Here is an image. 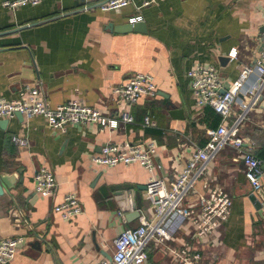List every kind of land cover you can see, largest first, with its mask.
I'll return each instance as SVG.
<instances>
[{"label":"crops","instance_id":"1","mask_svg":"<svg viewBox=\"0 0 264 264\" xmlns=\"http://www.w3.org/2000/svg\"><path fill=\"white\" fill-rule=\"evenodd\" d=\"M6 1L0 0V98L20 99L31 86L52 108L75 100L111 117L127 111L135 121L118 129L74 126L64 134L42 117L14 116L5 127L0 124V181L9 183L2 182L0 240L26 239L10 264L110 260L114 241L124 230L154 219V207L145 199L149 181L160 177L170 185L221 124V115L196 104L188 71L198 64L215 66L229 89L244 69L253 68L264 36V0H163L141 11L137 0L107 12L94 8L102 0H43L15 10L5 7ZM136 16H142L147 33L110 28ZM221 56H230L226 66L220 64ZM141 73L154 77L157 95L130 107L113 91ZM256 79L251 75L250 84ZM249 102L248 96L240 97L228 123L245 113L243 149L259 158L264 169V110L249 107ZM170 103L185 111L184 120L170 115ZM148 116L155 127L144 125ZM15 137L26 144L15 143ZM125 141L155 145L154 174L138 165L94 163L105 145ZM41 167L51 170L59 183L48 198L35 192L33 178ZM261 187L258 199L251 200L256 192L245 177L243 154L224 148L195 183L187 204L198 211L202 196L222 188L234 201L229 220L204 239L196 236L190 220H174L171 246L199 252L201 264H264V180ZM69 193L78 196L84 211L67 221L54 208ZM147 251L146 264H178L156 241Z\"/></svg>","mask_w":264,"mask_h":264},{"label":"built area","instance_id":"2","mask_svg":"<svg viewBox=\"0 0 264 264\" xmlns=\"http://www.w3.org/2000/svg\"><path fill=\"white\" fill-rule=\"evenodd\" d=\"M43 0H8L5 7L15 10L23 5L37 6ZM137 0H102L94 4V8L107 11H120ZM137 10L151 7L163 0H141ZM93 8V6H91ZM86 7L85 9H91ZM142 21V16L129 19L134 24ZM264 44V36L262 37ZM234 56V55H232ZM236 57V54H235ZM256 75V83L250 84L251 75ZM196 104L201 107H211L221 115L220 126L211 132L210 141L204 148L192 153L187 165L177 179L167 185L160 177L152 178L147 184L145 199L154 207V219L143 221L135 229L124 230L114 241V254L110 260L98 264H146L149 255L150 243L156 241L171 252L178 264H201L202 254L192 253L185 248L171 246L173 234L170 224L174 220H190L195 227L196 236L204 239L210 235L221 223L229 220L233 208L232 196L222 188H216L202 196L199 200V210L195 211L187 204L189 194L194 190L195 183L201 180L208 164L217 159L219 153L226 147H233L243 154L245 177L253 191L261 189L264 180L262 161L252 153L243 149L244 140L241 136V127L246 119L245 113L236 116L232 123L228 120L233 116L235 106L240 101V94L251 100L261 94L264 86V50L260 53L253 68L244 69L236 83L229 89L224 84L215 66H193L187 74ZM224 92V93H223ZM117 98L128 106L137 104L143 98H154L157 95V86L151 74H136L121 86L114 89ZM248 104L249 107H252ZM17 112L30 120L35 117L44 118L51 128L64 134L70 127L97 125L101 128L118 129L120 124H133L134 117L127 111L119 116H107L97 108L88 106L80 101H70L52 108L47 102L40 99L37 89L27 86L25 95L17 100L0 98V120L10 119ZM145 126L155 127L156 123L148 116ZM15 143L25 145L26 141L13 138ZM157 148L154 144L136 145L128 141L105 145L101 152L93 157L94 163L104 167L118 165H138L154 174L158 165L156 162ZM35 192L44 197H51L58 188L55 174L44 167L34 174ZM54 211L63 220H72L83 214V205L78 196L69 193L64 200L55 206ZM122 216V214H120ZM26 239L23 236L0 240V264H10L17 256Z\"/></svg>","mask_w":264,"mask_h":264},{"label":"water","instance_id":"3","mask_svg":"<svg viewBox=\"0 0 264 264\" xmlns=\"http://www.w3.org/2000/svg\"><path fill=\"white\" fill-rule=\"evenodd\" d=\"M110 28H112V31H115L117 33H129V32H137V33H147V25L145 22L140 21L134 24L131 23H127L121 26H117V27H113L112 25H110ZM261 33H264V26L261 28ZM264 50V44L261 45L260 48V52H262ZM231 60L230 56H221L219 58V62L222 66H226L229 61ZM224 93V92H223ZM240 97H243V95L240 94ZM250 105L253 108H258L260 110H264V96L262 94H258V96L256 98H254L253 100H251ZM169 111H170V115L178 120H184L185 119V111L182 109H176L174 107L173 104H169ZM15 116H17L20 119H24V116L22 113L17 112L15 114ZM8 119H3L0 121V124L2 126L5 127V125L7 124ZM3 183H5L7 186H9V183H7L6 178H1L0 181V195L3 194ZM256 193H253L252 196L250 197L251 200H257L258 195L261 193V189L255 191ZM261 195V194H260ZM135 213L137 215V217L140 216V212L138 210H136L135 208Z\"/></svg>","mask_w":264,"mask_h":264},{"label":"trees","instance_id":"4","mask_svg":"<svg viewBox=\"0 0 264 264\" xmlns=\"http://www.w3.org/2000/svg\"><path fill=\"white\" fill-rule=\"evenodd\" d=\"M209 112H212L213 114H215V112L213 110H210ZM219 119H217V122H218V125H219V122L221 120V118L218 116Z\"/></svg>","mask_w":264,"mask_h":264}]
</instances>
